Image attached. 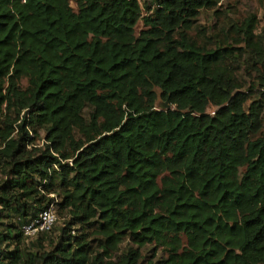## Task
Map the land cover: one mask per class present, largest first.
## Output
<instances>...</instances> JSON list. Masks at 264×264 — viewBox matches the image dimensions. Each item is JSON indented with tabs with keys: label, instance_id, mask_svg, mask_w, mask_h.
Returning <instances> with one entry per match:
<instances>
[{
	"label": "trees",
	"instance_id": "trees-1",
	"mask_svg": "<svg viewBox=\"0 0 264 264\" xmlns=\"http://www.w3.org/2000/svg\"><path fill=\"white\" fill-rule=\"evenodd\" d=\"M72 1L0 0V264H264V89L236 75L256 17L210 48L190 32L219 0ZM55 184L70 219L25 253Z\"/></svg>",
	"mask_w": 264,
	"mask_h": 264
},
{
	"label": "rangeland",
	"instance_id": "rangeland-1",
	"mask_svg": "<svg viewBox=\"0 0 264 264\" xmlns=\"http://www.w3.org/2000/svg\"><path fill=\"white\" fill-rule=\"evenodd\" d=\"M70 1V6L76 10L75 4L72 0ZM142 8V14H146L145 5L150 6L152 9L156 6L155 0H138ZM145 4V5H144ZM249 16H255L257 20V25L255 29L256 41L259 46L260 52L257 54L250 50H245L243 56L237 60V70L236 75L239 82L242 85V91H247L251 87L255 91L263 90L264 87L260 86V77H264V0H219L217 6L212 10H202L200 11L199 16L197 17L194 27L191 30L190 34L197 40L200 45H205L207 47H214V42H223L226 41V34L228 37H233V34L229 33V29L232 26H239L243 20ZM143 29L142 22H138L135 27V34L137 35ZM228 32V33H227ZM229 43L226 41V44ZM238 47H245L243 43L239 44ZM22 87H26V81L23 80L21 83ZM165 101L158 99L156 102V107L159 108L160 104ZM173 108V107H171ZM214 111L213 107H208L207 112L212 114ZM90 112L89 108L84 110V116H88ZM36 135V136H35ZM30 134L32 137L31 144L27 146V150L36 148V155L42 149H44L45 142V132L43 129H36V134ZM262 135H264V112L262 114ZM259 136V135H258ZM8 180V176L3 172L0 165V182ZM55 193L47 195V199H51L49 202V208H51L56 214L57 221L54 227V230L51 234L47 235L46 240L41 243V247L37 243L36 238L24 239L20 243V248L25 253L43 252L50 249V246L56 243L57 235L64 226V223L68 222L70 216L67 211H62L58 203L61 202L60 187L58 184H55L53 187ZM2 212V213H1ZM6 211H2L0 207V216H4ZM15 218L9 219H0V232L5 230V226L10 223H15ZM75 229L78 230L79 226H75ZM93 229V228H91ZM91 231V230H90ZM91 238L96 239V237L91 236ZM8 245V242H3L0 245V249H4ZM131 244L128 240L123 241L117 250V254L125 252ZM14 245H11L10 248H13ZM142 253V262L144 264L147 259H150L152 256V246H146L141 250ZM166 254L158 249L153 258V262L156 263L161 259H165Z\"/></svg>",
	"mask_w": 264,
	"mask_h": 264
},
{
	"label": "built area",
	"instance_id": "built-area-1",
	"mask_svg": "<svg viewBox=\"0 0 264 264\" xmlns=\"http://www.w3.org/2000/svg\"><path fill=\"white\" fill-rule=\"evenodd\" d=\"M57 221L56 214L51 208L41 211L38 216L28 224L22 226L23 236L36 237L48 233Z\"/></svg>",
	"mask_w": 264,
	"mask_h": 264
},
{
	"label": "water",
	"instance_id": "water-1",
	"mask_svg": "<svg viewBox=\"0 0 264 264\" xmlns=\"http://www.w3.org/2000/svg\"><path fill=\"white\" fill-rule=\"evenodd\" d=\"M171 106L167 103V102H164V103H162V104H160V106H159V108L161 109V110H167V109H169Z\"/></svg>",
	"mask_w": 264,
	"mask_h": 264
}]
</instances>
